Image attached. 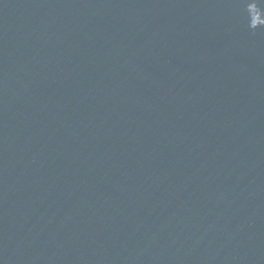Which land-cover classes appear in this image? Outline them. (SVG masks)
Listing matches in <instances>:
<instances>
[{"label": "water", "instance_id": "95a60500", "mask_svg": "<svg viewBox=\"0 0 264 264\" xmlns=\"http://www.w3.org/2000/svg\"><path fill=\"white\" fill-rule=\"evenodd\" d=\"M0 264H264V0H0Z\"/></svg>", "mask_w": 264, "mask_h": 264}]
</instances>
